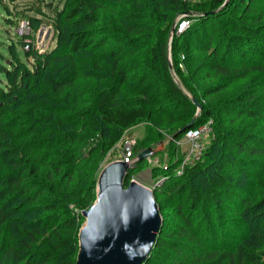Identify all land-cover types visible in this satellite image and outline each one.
Returning <instances> with one entry per match:
<instances>
[{"label": "trees", "instance_id": "1", "mask_svg": "<svg viewBox=\"0 0 264 264\" xmlns=\"http://www.w3.org/2000/svg\"><path fill=\"white\" fill-rule=\"evenodd\" d=\"M226 1L61 0L48 4L50 15L38 7L41 18L26 16L34 27L46 20L56 46L26 52L34 60L28 69L13 44L12 64L0 65L6 77L0 86V264H76L81 211L96 200L98 150L111 151L126 132L154 118L158 126L191 122L178 111L195 104L167 72L170 27L179 16L188 15L191 25L173 35L174 50L182 44L184 52L193 46L210 52L207 78L230 79L239 71L264 78V0H231L217 12ZM239 7L240 17L257 11V18L233 19ZM217 34L222 39L215 42ZM154 38L149 51L158 72L138 80L142 65L132 60ZM184 60L176 61L179 73ZM136 81L144 101L121 105L122 92ZM226 88L202 92L209 98ZM250 91L224 107L227 122L250 124L249 130L232 137L218 125L221 117L205 112L191 127L213 121L203 159L182 175L181 160L153 168L155 195L175 199L178 218L172 226L163 223L143 264H264V110ZM185 132L175 133L177 139ZM245 176L252 177L251 189L244 188Z\"/></svg>", "mask_w": 264, "mask_h": 264}, {"label": "rangeland", "instance_id": "2", "mask_svg": "<svg viewBox=\"0 0 264 264\" xmlns=\"http://www.w3.org/2000/svg\"><path fill=\"white\" fill-rule=\"evenodd\" d=\"M60 1L61 0H0V65L8 67L10 66V64H12L11 63L12 56L10 54V47L13 44H15L17 55L20 58L21 62L26 63L28 69L31 68L32 64L34 63L33 62L34 60L32 58L27 59L26 57V52H28L24 48L26 39H30L32 41L33 48L31 47L30 50L38 51L41 54L51 51L56 46V37H55L54 29L52 28V26L45 20L43 23H40L34 27L31 24L29 18L26 16L30 15L32 17L41 18V16L36 15L34 13V10L38 7H42L44 9V12L50 15V11L47 8L48 4L53 3V6H56L60 4ZM230 1L231 0H227L226 3L217 10V12L220 10L226 9ZM6 7L9 11L6 9ZM242 10H243V7H239L238 10L233 13V19L239 20V21L244 19V21L250 22L256 19L258 16V12L255 11V12H252V14H249V13L246 14L245 15L246 17L242 18L239 16V13ZM217 12H211V14H214ZM182 16H179V18L177 19L178 22L177 23L175 22L170 27L171 35L168 39L169 69L167 72L169 76H171L174 79L176 84L183 90V92L187 94V97L192 99L193 103L195 100L198 103V105L194 103L195 106H189L186 108L183 107L181 111H178V113L179 114L182 113V115L184 116L191 117L192 120L190 123H192L194 119H195V122L199 118L203 119L204 113L210 111L214 113V116L217 115V119L221 117L220 121H217L218 125H220L223 130L232 134L231 135L232 137L235 134L249 130L250 124L246 126L245 124L241 122L237 124H231L227 122V117L224 111V107H227V105H229L232 99H234L236 96L242 95L251 90L250 92L253 95L261 97L262 99V100H260V98L258 100L255 99L253 102L259 109L264 110V101H263L264 92L261 91V89H264V78L257 71H247L246 73L239 71V75L235 76L234 78L231 77L230 79L228 78L222 79L221 76L217 78L216 77L210 78L211 77L210 76L209 78H207L205 76L204 71L209 70L208 65H212V60H213V56H211L210 52H204L203 50H200L197 46H193L189 50L186 48V52H184L185 50H183L184 48L182 44H179L180 47L177 49V52H175L174 50L176 47L175 45L176 41L173 38V35L175 33L179 35L182 34L187 28L186 25L184 27L183 25L182 26L180 25ZM7 18H11L13 22L10 23L9 20H7ZM22 21H27L29 23L27 27V31H28L27 36L21 35L22 30H21L20 24ZM178 28H180L181 30L184 29V31L180 32L179 30V33H178ZM21 39H23L24 41H21ZM220 39H222V37H220V35L217 34L215 36L214 41L218 42ZM157 41H158V38L150 39L149 45H144L143 47H141L139 51L140 53L139 56L135 60H132V62L142 65V70L140 72L141 77H139L138 80H140L142 76L146 74L151 75L150 73L151 70L156 71L154 73L155 75L158 72L156 68L157 62L153 61L150 51H149V49L152 46H155ZM181 41L182 40H180V42ZM173 51H174V55H173ZM185 56L187 59V61L185 62V67L182 64L181 68L183 67L182 69L183 71L179 73L176 69V61L179 57L182 58L183 61H185L184 60ZM182 74L183 76H181ZM159 77L160 79H164V76L162 74H160ZM184 79H187V80L185 81ZM153 82H156V81H153ZM5 84H6L5 73L0 71V86L5 87ZM155 84L158 85L157 83ZM184 84L190 85V88L193 92L189 91L184 86ZM220 84L227 86V88L224 91L220 92L219 94H216L209 98H205L203 94L205 90L211 87H216ZM135 85L140 87V83L138 84V81H136L134 82L132 88L129 89L128 92H125V91L122 92L121 98L119 100L121 105H130L132 103H137L138 101H144L143 97L140 98L136 95V90L138 89H135ZM172 99L174 101L179 100V98H177L176 96L172 97ZM198 100L201 101L202 103H199ZM179 104L188 105L186 101L182 103L180 100H179ZM158 121L159 120H155L154 118L150 123H142L139 126L126 132L122 140L119 142V144H117L109 152H105L104 150H98V152L96 153L97 161H98L96 199H97L98 180L103 170L110 164H113L117 161H122L121 154L123 150V140L124 139H129L133 143V151L136 157L141 152H143L144 150L148 148H152L155 152L153 156L145 159L140 164V167H137L135 170L131 171L132 173L134 171L135 172L131 175L132 176L131 181L129 182L128 186L132 182H135L147 189L154 190L153 189L154 178L152 175L153 168L159 167V166L162 167V165L166 164L167 162L169 163L171 160L178 161L182 159L184 151H183V148H181L177 143V141H179L180 139H177V137H175L174 134L175 133L177 134L178 131L182 130L185 127L182 125L183 122L173 121V122L165 123L162 126H158L157 125ZM207 123L211 124V126L213 125L212 120H209L204 124H207ZM212 138L213 136L211 135L207 137L206 139L207 147L209 143L211 142ZM92 143L93 142L91 141V144ZM139 150L141 151L138 153V155H136L135 154L136 151H139ZM90 163L91 162H89L88 164ZM87 170H91L90 165H88ZM243 180L245 181L244 188L247 190L251 189L252 188L251 187L252 177L245 176L243 177ZM128 186L127 187L125 186V188H128ZM153 195L159 207L160 215H161V218L163 219L164 224L168 225L169 223L173 222V219L178 218V213L176 211L178 202H176L175 199L172 200L171 198H168L165 196L162 198H159L155 195L154 191H153ZM95 201L93 202V204L95 203ZM89 209L81 211V216L84 219L83 225L86 223V219L83 216V212H86ZM170 226H172V223L170 224ZM233 238L237 242L241 238V234L236 233L234 234ZM156 243H157V240H156ZM156 243H155V246H156ZM154 248L152 249L151 255L154 251ZM151 255L149 256V258L151 257Z\"/></svg>", "mask_w": 264, "mask_h": 264}, {"label": "water", "instance_id": "3", "mask_svg": "<svg viewBox=\"0 0 264 264\" xmlns=\"http://www.w3.org/2000/svg\"><path fill=\"white\" fill-rule=\"evenodd\" d=\"M194 103H198L194 100ZM185 126L178 134L190 129ZM176 137V135H175ZM148 148L134 162L117 161L100 175L97 199L83 212L86 223L79 232V253L76 264H143L151 255L163 219L153 195L135 182L125 188L129 170L154 155Z\"/></svg>", "mask_w": 264, "mask_h": 264}, {"label": "built area", "instance_id": "4", "mask_svg": "<svg viewBox=\"0 0 264 264\" xmlns=\"http://www.w3.org/2000/svg\"><path fill=\"white\" fill-rule=\"evenodd\" d=\"M28 22L22 21L20 24L22 30V36H27L28 31ZM180 25L183 27L186 25L187 28L190 27L191 21L188 18V15H183L180 21ZM186 28V29H187ZM184 31V29L178 28V33ZM25 32V34H24ZM32 47V41L30 39L25 40V50L29 51ZM212 133L211 124H204L198 128L188 129L184 136L177 141L178 145L183 148L184 154L181 159V163H179V167L177 169V174L182 175L185 171L186 167L193 165L199 161H201L205 155L207 149L206 139ZM122 161L124 163L130 164L134 162L136 156L133 151V143L129 139L123 140V150H122ZM162 167H167V163L162 165Z\"/></svg>", "mask_w": 264, "mask_h": 264}]
</instances>
